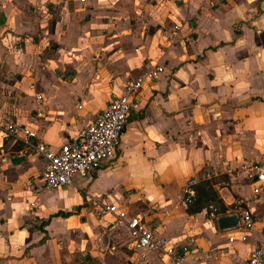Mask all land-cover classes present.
I'll use <instances>...</instances> for the list:
<instances>
[{
	"label": "crops",
	"instance_id": "1",
	"mask_svg": "<svg viewBox=\"0 0 264 264\" xmlns=\"http://www.w3.org/2000/svg\"><path fill=\"white\" fill-rule=\"evenodd\" d=\"M150 62L164 73L143 83L116 156L46 189L45 157L4 128L24 124L57 149ZM263 142L264 0H0V264H161L94 200L192 239L186 264H244L263 225L216 220L239 206L264 215V179L241 167L264 169ZM190 177L211 184L215 218L183 206Z\"/></svg>",
	"mask_w": 264,
	"mask_h": 264
},
{
	"label": "built area",
	"instance_id": "2",
	"mask_svg": "<svg viewBox=\"0 0 264 264\" xmlns=\"http://www.w3.org/2000/svg\"><path fill=\"white\" fill-rule=\"evenodd\" d=\"M181 24L174 23L175 29ZM172 35L176 33L171 31ZM137 50V48H135ZM164 73L163 64L150 62L145 72L128 80L120 94L112 96L96 117L77 134L51 149L42 142H31L36 137L33 130L20 123H12L4 128L6 136H12L29 144L46 159V166L41 174L42 184L46 189L65 188L76 178H84L91 169L113 159L120 144L121 135L127 118L133 107L137 94L145 81H155ZM80 107V106H78ZM245 169L248 178L264 179V169L251 165ZM195 177H190L182 186V203L187 206L195 196ZM240 205V201H237ZM93 209L97 216L108 218V224L123 227L126 230L131 246L144 252H153L161 264H186V256L191 250L192 239L184 243L170 242L165 236L141 222L138 215H128L120 205L94 200ZM208 215L215 218L216 208L208 204ZM238 213L239 226L249 229L259 222L264 227V215L256 217L246 207H235ZM244 264H264V234L262 240L250 251Z\"/></svg>",
	"mask_w": 264,
	"mask_h": 264
},
{
	"label": "trees",
	"instance_id": "3",
	"mask_svg": "<svg viewBox=\"0 0 264 264\" xmlns=\"http://www.w3.org/2000/svg\"><path fill=\"white\" fill-rule=\"evenodd\" d=\"M194 188H195V196L189 203L193 201L195 206L191 208V211H198L204 206H207L208 204H212L213 206H215L217 211H221L223 209L220 200L217 198L216 194L214 193V190L211 187V184L207 180L201 181L199 183V186L195 184ZM69 213H70L69 211L56 212V214H61V215H67Z\"/></svg>",
	"mask_w": 264,
	"mask_h": 264
},
{
	"label": "water",
	"instance_id": "4",
	"mask_svg": "<svg viewBox=\"0 0 264 264\" xmlns=\"http://www.w3.org/2000/svg\"><path fill=\"white\" fill-rule=\"evenodd\" d=\"M238 216L237 214H226L217 218V225L219 228L234 227L237 226Z\"/></svg>",
	"mask_w": 264,
	"mask_h": 264
},
{
	"label": "rangeland",
	"instance_id": "5",
	"mask_svg": "<svg viewBox=\"0 0 264 264\" xmlns=\"http://www.w3.org/2000/svg\"><path fill=\"white\" fill-rule=\"evenodd\" d=\"M30 2V1H29ZM30 4V3H29ZM245 126V125H244ZM242 130L243 131H245L246 130V128H242ZM249 136H250V134H248ZM263 138L261 137V140H262ZM261 146L262 147H264V142H263V144L261 143ZM260 146V149H259V157H258V160H260V158L264 155V149L262 148ZM71 199V198H70ZM90 203V202H89ZM95 215L97 216V214L95 213ZM88 217H89V215H88ZM97 217H99V216H97ZM100 218V217H99ZM107 221H108V218H105Z\"/></svg>",
	"mask_w": 264,
	"mask_h": 264
}]
</instances>
